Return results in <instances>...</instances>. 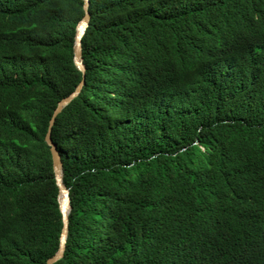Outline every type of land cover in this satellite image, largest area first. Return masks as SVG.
I'll return each mask as SVG.
<instances>
[{
    "label": "trees",
    "instance_id": "1",
    "mask_svg": "<svg viewBox=\"0 0 264 264\" xmlns=\"http://www.w3.org/2000/svg\"><path fill=\"white\" fill-rule=\"evenodd\" d=\"M0 0V264H264V0Z\"/></svg>",
    "mask_w": 264,
    "mask_h": 264
},
{
    "label": "water",
    "instance_id": "2",
    "mask_svg": "<svg viewBox=\"0 0 264 264\" xmlns=\"http://www.w3.org/2000/svg\"><path fill=\"white\" fill-rule=\"evenodd\" d=\"M90 5H91V0H84L83 9L85 14L77 26L75 43L73 45V58H72L73 64L75 65L76 68H78L77 70L81 71L83 74L85 73L86 67L83 63L82 39L88 27H90L92 21ZM83 84L84 81H82L80 85H77L72 93L64 97L58 103L57 108L55 109L54 114L50 120L48 131L45 136V142L47 146H49L52 156L55 181L59 190L58 201H59L60 211L62 214V221H63V228L60 236L59 249L55 252L53 256L47 259L46 264H55L57 260H59L64 255V251L66 250L68 233H69L68 214L70 212L69 189L67 188V186L64 184L63 181V168H62L63 162L61 159L60 152L58 151V147L53 141L52 129L58 114L78 94V92L81 91Z\"/></svg>",
    "mask_w": 264,
    "mask_h": 264
}]
</instances>
